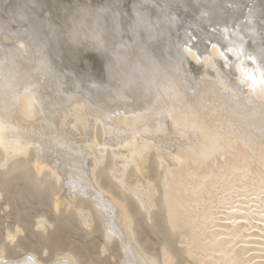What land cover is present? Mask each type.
I'll use <instances>...</instances> for the list:
<instances>
[{"label":"bare ground","instance_id":"obj_1","mask_svg":"<svg viewBox=\"0 0 264 264\" xmlns=\"http://www.w3.org/2000/svg\"><path fill=\"white\" fill-rule=\"evenodd\" d=\"M260 13L264 0H0V178L54 213L34 223L53 256L7 232L0 264H189L191 250L264 264ZM75 223L83 245L64 241Z\"/></svg>","mask_w":264,"mask_h":264},{"label":"rangeland","instance_id":"obj_2","mask_svg":"<svg viewBox=\"0 0 264 264\" xmlns=\"http://www.w3.org/2000/svg\"><path fill=\"white\" fill-rule=\"evenodd\" d=\"M65 1H67V0H65ZM246 9L247 8H243L242 11H244ZM259 21L261 23V26H263L261 28H264V15L261 13L259 14ZM88 57H90V58L87 61V65L91 69H94V71H96V73H98L99 71H102V65L103 64L101 62V59L99 57H95V56L93 57L91 55H88ZM228 153H225V154H223V156L218 157L219 159L218 158L214 159L216 161L215 164L218 162L217 163V166L219 165L218 167H220L221 161H222L221 164L223 165V164H225L224 162L229 161V160H227L228 158L229 159H230V157H231V159L233 158L234 151L232 152V150H231ZM230 153L233 154V156ZM227 155L229 156L228 158L226 157ZM222 157L223 158L226 157L224 159V161L222 160L223 159ZM222 165H221V167H222ZM214 168H212L213 171H214ZM177 179H179V177L175 178V176H174L172 178V180H176V181H177ZM18 192H20V196H21L20 198H22V197L24 198L26 205L22 201L23 198L19 199L17 197ZM213 206H214V204H213ZM41 214L45 215L48 220L54 219V213L52 210V202L50 200H48L45 197V195H39V196L35 195L30 189L26 188V184L22 180L14 182L12 184L11 188L7 189L2 184V181L0 178V241L7 243L6 238H5L6 233L16 231L14 243H16L18 241H26V243L34 246V248L38 247V250L40 252V254H39L40 257L50 258L51 256H53V255H51L52 252L46 251V252L42 253V248L37 243V241H38L37 232L34 230V223L36 221V217L38 215H41ZM7 215L9 217H7ZM73 229L74 230L71 229L68 232L62 231L64 241L67 242L69 245H71L73 243L83 245L84 243H86L87 238L84 236L83 231L80 229V227L76 223L73 224ZM182 231H183V229L181 226L176 227L174 229V234H175L174 246L180 250V255H181L182 251L189 249L192 246L187 240H185V239H187L186 238L187 236L180 234V233H182ZM145 235L149 241H151V242L156 241V238L154 237V235H152L148 231L145 232ZM93 239H94V242L96 243V250L94 251V254L95 255L98 253L101 254V247L100 246L102 244V237L98 233H94ZM245 245H247V244H245ZM161 250H162L161 247L157 250L158 256L163 251L164 253H166L165 256L168 260H171L173 257L174 262H175V259H177V257H174L173 255L171 257V255L169 254L170 253L169 249L168 250L165 249L162 251ZM106 252L107 251L103 252L102 254H105ZM16 255L21 256L22 254L20 253V251H18V252H16ZM106 255H108V254H106ZM194 257L196 258L197 256H196L195 252L193 250H191L190 256L188 257L189 264H205L207 261V260L206 261L202 260L201 262L199 261L197 263V262L193 261ZM116 261H117L116 258L114 259L111 256H108V262L106 264H114Z\"/></svg>","mask_w":264,"mask_h":264},{"label":"snow or ice","instance_id":"obj_3","mask_svg":"<svg viewBox=\"0 0 264 264\" xmlns=\"http://www.w3.org/2000/svg\"><path fill=\"white\" fill-rule=\"evenodd\" d=\"M9 239H11V237H9Z\"/></svg>","mask_w":264,"mask_h":264}]
</instances>
